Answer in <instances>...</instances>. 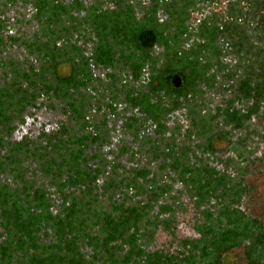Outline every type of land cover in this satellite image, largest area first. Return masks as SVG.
Masks as SVG:
<instances>
[{
	"label": "trees",
	"instance_id": "16d2710c",
	"mask_svg": "<svg viewBox=\"0 0 264 264\" xmlns=\"http://www.w3.org/2000/svg\"><path fill=\"white\" fill-rule=\"evenodd\" d=\"M196 1L149 0V4L144 6L143 0H139L138 5L145 11L142 17H138L136 5L131 0H113L114 8L99 11L101 21L94 31L98 40L92 57L106 67H117L120 59L116 57L119 50L116 46L120 45L122 48L125 46V50L129 49L128 52L119 51L118 54L122 56L124 65L132 68L135 79L139 78L146 64L150 67L146 83L148 90L140 96L130 90L125 100L115 97L118 92L113 93L112 100L107 104L109 112L102 113L105 119L111 112L120 114L115 102L130 100L133 107L138 106L147 117L157 122V131L164 136L168 126L163 121L166 116L163 112L168 114L184 106L189 108L190 113H194L190 114L192 127L189 128L188 137L195 133L199 135L201 121L196 115L199 110L194 108V104L191 105L193 99H190V94L194 93L201 81L207 79L206 71L211 62L209 51L227 28L234 38L233 36L245 35V25L255 22L260 35L264 34V0H232L226 13V21L221 19L219 13L213 12L202 19L195 31L190 26L189 19ZM35 7L37 18L50 22L41 29L45 36L50 37L48 34L56 30L53 21L61 20L55 10L63 8L64 4L58 0H38ZM161 7L170 15L166 22H162L157 16ZM69 11L67 9L63 12L67 14ZM167 28L169 29L165 30ZM57 33L56 37L63 40L68 37L69 31ZM247 36V40H251L253 45L252 37L248 33ZM190 39L193 43L186 47L183 43ZM244 39L246 38L242 40ZM50 40H43L42 36L36 35V42L40 45L39 54H44L46 58L40 74L34 77L37 73L34 66L31 71L12 67V80L0 87V173L12 170L20 181L23 176L21 155H27L30 148L28 149V140L14 141L11 134L13 123L25 104L41 92L38 88L42 80L47 82L50 90L53 84L49 81L50 75L64 88L84 86L85 81L93 76L89 60L77 62V52L73 53L66 45L58 47L55 40L54 45H51ZM163 43L167 47L156 53V46ZM30 52L35 54L36 51L32 49ZM246 60L250 63L247 68L251 69L257 79L252 84V79L247 76L241 90L248 98H256L255 105L241 110L231 100L212 114V118H222L236 128L245 127L254 114L258 115L259 102L264 100V56L259 53L257 61L248 57ZM65 63L72 65L71 72L67 75L60 71ZM46 73L50 75L47 77ZM176 75L181 78L180 85H176L174 81ZM113 76L110 74V77ZM250 76L252 77L251 74ZM22 79L27 81L26 86L22 84ZM55 88L56 85L52 87ZM112 88L117 89L106 86L110 92ZM62 93L69 95L64 90H61ZM84 94L83 101L92 103L96 107V113L106 110L100 98L88 92ZM154 94L161 96L153 100ZM75 101L71 102L73 106H77ZM80 108L73 110L83 116ZM131 120L136 122L138 117H132ZM88 131L87 137H92L96 142L109 138L100 134L101 128ZM174 137L172 134L173 142L170 146L158 147L153 152L156 159L161 160L157 170L151 165L132 167L129 173H118L119 178L115 181L113 175H110L104 192H108L107 188H110L109 191L114 193H110L105 202H102L100 193L91 194L90 190H85L81 197L75 196L63 212L52 213L44 189L35 188L33 196H28L29 192L23 196L18 186L13 187L8 181L0 182V227L5 230L4 239L0 241V264H228V254L238 248H243L244 262L241 264H264V219L243 208V198L252 188L246 178L248 165L240 166V170L232 174L228 170H220L209 161L210 154L215 157L217 153L215 140L223 137L230 139L229 134L223 136L222 132H212L206 143L202 147L199 145V149L191 147L187 142L179 144ZM74 139L75 145L72 142L70 158H73L79 176L75 181L82 188L84 182L90 179L92 181L85 183L86 186L95 182L104 169L95 167L93 172L87 162V165H81L79 161L84 158V150L81 144H76L79 138ZM156 146L154 141V147ZM247 149L251 153V148ZM52 152L53 148L47 151ZM153 153H148L147 156L150 158ZM39 155L42 154L38 151L41 159ZM64 159L62 157L59 160ZM244 159L250 160L249 156ZM57 160L55 157L45 160L43 170L61 173L64 168L72 169L71 160L62 163ZM104 164L105 162L102 165ZM167 169L173 174L169 175L168 181L158 185L159 175ZM113 172L111 173L114 174ZM178 183L191 192L198 207L209 201L210 208L206 210L205 221L197 224L199 236L182 239L183 249L176 253L163 248L151 250L148 240L154 237L161 224L169 229L171 217L162 219V214L172 208L171 202L165 200L155 212L154 203L160 197L175 198L176 193L182 191L176 187ZM144 195L147 197L145 201L142 199ZM37 204L43 211L34 207ZM43 222L54 229L56 239L52 242L44 243L38 236L37 232ZM2 236L3 233L0 232V237Z\"/></svg>",
	"mask_w": 264,
	"mask_h": 264
},
{
	"label": "rangeland",
	"instance_id": "374dc122",
	"mask_svg": "<svg viewBox=\"0 0 264 264\" xmlns=\"http://www.w3.org/2000/svg\"><path fill=\"white\" fill-rule=\"evenodd\" d=\"M36 1L38 0H0V87L6 86L12 80L14 73L12 67L14 69L20 67L31 71V67L34 66L37 71L34 77L41 72L42 64H46L44 60L46 58L44 54H39L40 45L36 42L37 34L42 36L43 40H50V37H52L53 40H50L51 45H54L53 41L55 40L58 47L66 45L67 49H70L73 53L77 52L79 54L76 58L77 62L82 63L86 59L89 60L93 76L92 79L85 81L84 86L64 88L57 83L53 75L46 73L47 77L50 75L49 81L53 83L50 90H48L47 82L42 80L41 86L38 88L41 89V92L25 104L13 123L14 128L12 129L11 139L14 141L26 139L28 140V149L30 148L27 155L25 153L21 155L23 175L21 181L17 180L12 170H8L0 173V182L8 181L11 182L13 187L18 186L23 196L26 192H29L28 196H33L35 188L44 189L49 199L48 207L50 211L52 213L63 212L66 205L72 202L75 196L79 195L81 197L85 190H90L91 194H94V192L100 193L102 202H105L109 194L114 193V191H109L110 188H107L108 192H104L105 187H107L105 183L110 175H113L115 181L119 178L118 173H129L132 167L151 165L153 169L157 170L161 160L156 159L153 152L157 151L156 148L158 147L166 148L170 146L173 142L172 134L175 135L177 143L187 142L191 147L199 149V145L202 147V144L206 143L208 135L212 132H222L223 136L229 134L231 140L226 137L216 139L217 153L215 157L210 154L209 161L220 170H228L232 174L238 172L240 166L248 165L249 171L246 178L252 188L250 193L243 198V208L248 213L258 215L264 219V100L259 102L258 115L254 114L243 128L232 127L222 118H212V114L219 107H224L227 101L232 100L236 107L241 110H247L256 103L255 97L248 98L241 90L243 81L247 76L252 79V84L257 79L253 76L251 69L247 68L250 63L246 58L256 59L257 61L259 53L262 54V57L264 56V38H262L264 34L260 35L255 22L249 25L246 24V34L240 33L241 36H237L238 38L235 36L232 38L227 28L223 35H219L218 41L216 44L214 43L215 46H212L209 51L211 62L206 71L207 79L201 81L194 93L190 94V99H193L191 105L194 104V108L199 110L196 114L201 121L199 135L195 133L188 137L189 128L192 127L190 114L193 115L194 113H190L189 108L183 106L168 114L166 111L163 112L166 115L163 121L168 126L163 136L162 133L157 131V122L147 117L146 113L138 106L133 107L129 102L130 100L115 102L120 114L111 112L108 114V118L103 117L102 113L104 111L109 112L107 104L112 100L113 93L118 92L119 96L117 94L115 97L125 100L130 90L138 96L148 90L146 83L148 82L150 69L146 64L139 78L135 79L132 76V68L124 65L122 56L118 54L119 51L122 53L128 52L129 49L125 50V46L124 48L120 45L116 46L117 49L119 48L118 52L116 51V57L120 59V65L117 67H106L104 63H100L92 57L98 40V36L94 31L101 21L99 11L103 8H114L113 0H58L64 4V7L55 10L57 15H60L59 19L61 20H52L56 30L48 34L51 35L50 37L41 32L42 26L49 25L50 22L37 18ZM138 1L131 0L136 5L138 17H142L145 11L138 5ZM231 1L197 0L189 19L190 26L196 31L202 19L213 12L219 13L221 19L226 21V13ZM148 4L149 0H143L144 6ZM67 9L70 11L66 14L63 11ZM157 16L162 22H166L170 15L161 7L158 9ZM221 24H224V22ZM57 31L62 34L69 31L68 37L66 36L61 40V37H56L58 35ZM247 33L252 37L253 45H251V40H247ZM243 38L246 39L242 40ZM192 43V39H190L188 42L184 41L183 44L190 47ZM165 47L167 46L164 43L156 46V53L162 51ZM32 49L38 54L36 52L35 54L31 53ZM71 69V63H65L60 67L61 73L66 75L71 72ZM110 74L114 76L110 77ZM22 84L26 86L27 81L22 79ZM54 85H56V88L52 89ZM106 86L117 89L112 88V92H110L106 89ZM96 88L98 90H95ZM61 90L69 95L61 94ZM85 92L100 98L104 102L103 105L106 110L96 113V107L92 103L83 101ZM238 93L239 95H237ZM153 96L155 97L152 99L155 100L161 95L156 96L154 94ZM74 99L77 106H73L71 103ZM79 107H81L80 110L83 116L73 110H79ZM132 117H138V120L134 122V120H131ZM87 121H90V123ZM202 124L205 126L202 127ZM97 128H101L100 134H105L109 138L103 142H96L92 137H87L89 135L88 129H91V131L94 129L95 131ZM134 134H138V136ZM74 138H79L76 144H81L84 150V158L79 163L81 165L88 164L93 172H95V167L104 169V172L97 176L95 182H92L90 186H86L85 183L92 181L90 179L84 182L82 188L75 181L79 176H77L78 172L73 158H70ZM50 139H53V141L51 142ZM154 141L156 147H154ZM73 144L75 145L74 142ZM247 147L251 148V153L248 152ZM49 148H53L52 153H47ZM151 149L153 150L151 151ZM38 151L42 154L39 155L41 159L38 157ZM148 153H153V156L149 158ZM245 156H249L250 160L246 161ZM54 157L58 159L57 162L61 161V163L71 160L73 162L72 169L64 168L61 173L43 170L46 166L45 160ZM62 157H65V159L59 160ZM104 162L105 164L102 165ZM172 174L173 172L169 169L160 174L158 185L168 181L169 175ZM176 187L182 191L176 193L175 198L160 197L154 203L153 209L155 212L158 211L165 200L171 202L172 208L171 211H163L162 214V219L171 217L169 229L161 224L157 228L154 237L148 240L151 250L163 248L175 253L179 252L183 249L181 240L198 237L197 224L205 221L206 210L210 208L208 206L209 201L207 204L198 207L195 197L190 191L183 188L180 183L176 184ZM142 199L145 201L147 197L144 195ZM25 201L24 199L23 202ZM214 202L215 200L212 201V203ZM34 207L39 211H43L39 204ZM4 231L0 227V232L3 233L0 241L4 239ZM37 233L44 243L56 239L54 229L46 222L40 225ZM227 262L228 264L243 263V248H238L229 253Z\"/></svg>",
	"mask_w": 264,
	"mask_h": 264
},
{
	"label": "water",
	"instance_id": "95a60500",
	"mask_svg": "<svg viewBox=\"0 0 264 264\" xmlns=\"http://www.w3.org/2000/svg\"><path fill=\"white\" fill-rule=\"evenodd\" d=\"M174 81H175L176 85H180V83H181L180 76L179 75H176L175 78H174Z\"/></svg>",
	"mask_w": 264,
	"mask_h": 264
}]
</instances>
